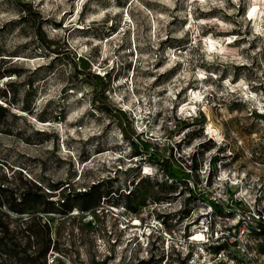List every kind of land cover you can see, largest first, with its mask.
I'll return each instance as SVG.
<instances>
[{
	"label": "rangeland",
	"instance_id": "374dc122",
	"mask_svg": "<svg viewBox=\"0 0 264 264\" xmlns=\"http://www.w3.org/2000/svg\"><path fill=\"white\" fill-rule=\"evenodd\" d=\"M245 213L264 264V0H0V264H188Z\"/></svg>",
	"mask_w": 264,
	"mask_h": 264
},
{
	"label": "built area",
	"instance_id": "2783aa9c",
	"mask_svg": "<svg viewBox=\"0 0 264 264\" xmlns=\"http://www.w3.org/2000/svg\"><path fill=\"white\" fill-rule=\"evenodd\" d=\"M245 215L247 213L243 214L241 221L233 227V232L229 231L228 234H224L223 229L219 227L215 230V237L210 234L208 228L203 230L201 241H194L192 239L194 236H192L189 241L191 245L202 244L207 246L209 244L214 247L229 245L230 249L222 248L206 255V250L201 248L202 255L200 257L195 251H189L187 255L188 264H261L256 250L252 248V236L262 230L261 219L259 214L257 219L253 216H247V218Z\"/></svg>",
	"mask_w": 264,
	"mask_h": 264
},
{
	"label": "bare ground",
	"instance_id": "6f19581e",
	"mask_svg": "<svg viewBox=\"0 0 264 264\" xmlns=\"http://www.w3.org/2000/svg\"><path fill=\"white\" fill-rule=\"evenodd\" d=\"M199 94V93H198ZM196 99V98H195ZM140 224V222H135L134 223V226H138ZM54 232H55V229H54ZM54 236H55V234H54ZM202 238H203V231H198L197 233H196V235L192 238L194 241H201L202 240Z\"/></svg>",
	"mask_w": 264,
	"mask_h": 264
}]
</instances>
